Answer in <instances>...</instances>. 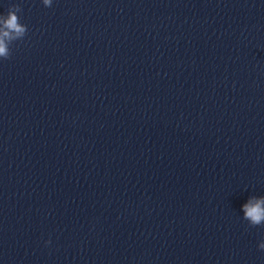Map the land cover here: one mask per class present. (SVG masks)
I'll return each instance as SVG.
<instances>
[{"label": "clouds", "instance_id": "9594fccd", "mask_svg": "<svg viewBox=\"0 0 264 264\" xmlns=\"http://www.w3.org/2000/svg\"><path fill=\"white\" fill-rule=\"evenodd\" d=\"M44 5L51 6L52 0H43ZM21 12L19 5H12L7 14H0V23L3 24L2 36H0V56H4L7 60V49L4 44L3 37H10L11 33H15L19 37H23L28 29L27 26L20 22V18L17 13ZM264 204V199L257 200L255 203L249 201L243 206L244 214L246 218L250 219L253 224H260L264 220V207L261 205ZM46 243H50L47 241ZM260 249L264 250V244L260 245Z\"/></svg>", "mask_w": 264, "mask_h": 264}]
</instances>
